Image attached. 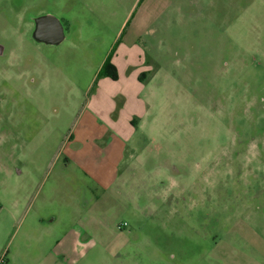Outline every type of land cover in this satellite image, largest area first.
<instances>
[{
	"label": "rangeland",
	"instance_id": "1",
	"mask_svg": "<svg viewBox=\"0 0 264 264\" xmlns=\"http://www.w3.org/2000/svg\"><path fill=\"white\" fill-rule=\"evenodd\" d=\"M0 13L4 263L56 216L86 232L75 264H264V0H0ZM47 15L60 45L22 23ZM124 43L142 51L146 111L106 192L63 165Z\"/></svg>",
	"mask_w": 264,
	"mask_h": 264
},
{
	"label": "crops",
	"instance_id": "2",
	"mask_svg": "<svg viewBox=\"0 0 264 264\" xmlns=\"http://www.w3.org/2000/svg\"><path fill=\"white\" fill-rule=\"evenodd\" d=\"M124 46V47H123ZM119 54L111 58L119 79L101 78L100 86L86 104L77 120L75 136L67 142L68 157L64 170L73 164L74 170L103 191H110L120 179L129 143L136 135V119L145 116L146 106L141 99L143 80L139 67L142 58L135 44H123ZM124 49V51H123ZM122 51V52H121ZM109 57V56H108ZM107 57V58H108ZM105 61L102 62V65ZM122 96L124 101H117ZM116 99V100H115ZM80 144L71 149L72 144ZM58 219L50 216L41 219L42 231L33 234L27 250L14 249L3 264H75L87 252L83 242L85 230L72 225L63 231L55 228ZM27 230L23 233L26 234ZM18 233L15 232V237ZM19 239H22L19 237ZM20 247V246H19ZM1 260V258H0Z\"/></svg>",
	"mask_w": 264,
	"mask_h": 264
},
{
	"label": "water",
	"instance_id": "3",
	"mask_svg": "<svg viewBox=\"0 0 264 264\" xmlns=\"http://www.w3.org/2000/svg\"><path fill=\"white\" fill-rule=\"evenodd\" d=\"M33 38L39 43L60 45L66 37L62 23L57 18L47 15L36 19Z\"/></svg>",
	"mask_w": 264,
	"mask_h": 264
},
{
	"label": "trees",
	"instance_id": "4",
	"mask_svg": "<svg viewBox=\"0 0 264 264\" xmlns=\"http://www.w3.org/2000/svg\"><path fill=\"white\" fill-rule=\"evenodd\" d=\"M99 78H110L114 81L119 79V74L117 68L111 62L110 56L105 60L99 72Z\"/></svg>",
	"mask_w": 264,
	"mask_h": 264
},
{
	"label": "flooded vegetation",
	"instance_id": "5",
	"mask_svg": "<svg viewBox=\"0 0 264 264\" xmlns=\"http://www.w3.org/2000/svg\"><path fill=\"white\" fill-rule=\"evenodd\" d=\"M0 18H2L3 20H5V16L3 15H1V13H0ZM6 21V20H5ZM7 22V21H6ZM6 22H4L5 23V25H7V23ZM20 22V21H19ZM22 23H28V24H31L32 25V28L30 29V32H29V36L31 37V38H33L32 37V35H33V33H34V30H35V28H36V19L35 18H30V19H28V21H26V22H23L22 21ZM23 25V24H22ZM34 39V38H33ZM2 41H0V60H6V59H8L9 58V53L7 52V50H6V48L7 47H5V46H3L2 45Z\"/></svg>",
	"mask_w": 264,
	"mask_h": 264
},
{
	"label": "built area",
	"instance_id": "6",
	"mask_svg": "<svg viewBox=\"0 0 264 264\" xmlns=\"http://www.w3.org/2000/svg\"><path fill=\"white\" fill-rule=\"evenodd\" d=\"M127 226V224L125 223V224H122L121 226H119V229L120 230H123V228H125ZM4 263V260L3 259H1L0 260V264H3Z\"/></svg>",
	"mask_w": 264,
	"mask_h": 264
}]
</instances>
